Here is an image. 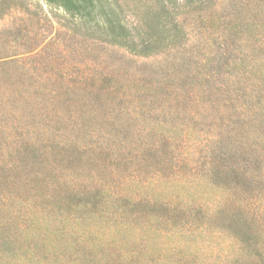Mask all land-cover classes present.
<instances>
[{
	"label": "rangeland",
	"instance_id": "1",
	"mask_svg": "<svg viewBox=\"0 0 264 264\" xmlns=\"http://www.w3.org/2000/svg\"><path fill=\"white\" fill-rule=\"evenodd\" d=\"M170 1L140 55L0 0V264H264V0Z\"/></svg>",
	"mask_w": 264,
	"mask_h": 264
},
{
	"label": "trees",
	"instance_id": "2",
	"mask_svg": "<svg viewBox=\"0 0 264 264\" xmlns=\"http://www.w3.org/2000/svg\"><path fill=\"white\" fill-rule=\"evenodd\" d=\"M66 10L71 16L82 20L84 26L94 27L122 47L136 54L148 55L162 42L175 43L179 38V24L171 20L173 11L170 0H154L152 9L147 14L153 18L150 30L134 34L123 19V5L118 0H44ZM189 4L192 0H184ZM196 3L197 1L194 0ZM166 24L170 23L167 27ZM255 99V115L259 125L264 129V102ZM247 106L252 107V100H246ZM254 109V107H252ZM255 164V163H254ZM89 200V199H88Z\"/></svg>",
	"mask_w": 264,
	"mask_h": 264
}]
</instances>
